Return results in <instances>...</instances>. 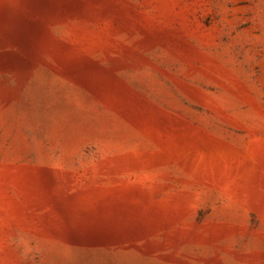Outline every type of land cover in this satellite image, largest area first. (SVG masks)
I'll list each match as a JSON object with an SVG mask.
<instances>
[{
  "label": "rangeland",
  "instance_id": "obj_1",
  "mask_svg": "<svg viewBox=\"0 0 264 264\" xmlns=\"http://www.w3.org/2000/svg\"><path fill=\"white\" fill-rule=\"evenodd\" d=\"M0 264H264V0H0Z\"/></svg>",
  "mask_w": 264,
  "mask_h": 264
}]
</instances>
